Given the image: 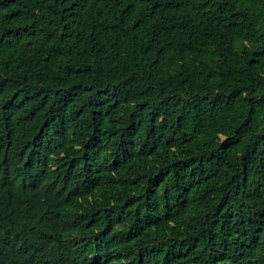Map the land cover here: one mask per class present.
Listing matches in <instances>:
<instances>
[{"label": "trees", "instance_id": "1", "mask_svg": "<svg viewBox=\"0 0 264 264\" xmlns=\"http://www.w3.org/2000/svg\"><path fill=\"white\" fill-rule=\"evenodd\" d=\"M0 264H264V0H0Z\"/></svg>", "mask_w": 264, "mask_h": 264}]
</instances>
